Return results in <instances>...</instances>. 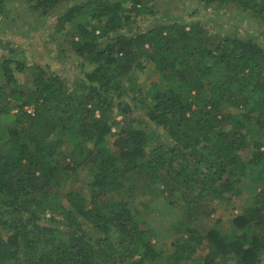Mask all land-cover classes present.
<instances>
[{
	"label": "trees",
	"instance_id": "1",
	"mask_svg": "<svg viewBox=\"0 0 264 264\" xmlns=\"http://www.w3.org/2000/svg\"><path fill=\"white\" fill-rule=\"evenodd\" d=\"M12 1L42 18L66 6L54 29L60 34L70 25L66 46L83 64L68 83L57 66L28 65L9 41L3 46L0 116L17 112L8 146L0 147V264H263L264 43L240 29L241 36H212L182 18L125 34L146 14L147 0H0V39L8 38ZM199 2L264 24V0ZM147 65L158 80L143 93L130 74ZM25 72L29 88L16 82L15 74ZM116 116L128 119L127 127ZM62 147L66 164L58 160ZM85 172L87 197L56 190ZM133 174L161 187L188 219L206 202L240 198L245 180L252 200L227 231L217 219L207 231L188 220L165 256L159 239L145 236L131 194L110 196Z\"/></svg>",
	"mask_w": 264,
	"mask_h": 264
},
{
	"label": "rangeland",
	"instance_id": "2",
	"mask_svg": "<svg viewBox=\"0 0 264 264\" xmlns=\"http://www.w3.org/2000/svg\"><path fill=\"white\" fill-rule=\"evenodd\" d=\"M147 2L146 14L134 18L130 22V29H123L125 34H130L135 30V33L145 31L153 25L165 23L171 18H182L188 22L199 23L206 33L212 36L221 38L241 36L240 32L242 31L264 43V24L257 23L254 17L249 18L247 13H241V10L224 7L221 9L210 7L204 10L199 0H147ZM16 3V1L8 2V6H6L9 9V15L5 21L6 33L4 35L8 38L2 37L0 39V57L8 54L6 50H3V46L9 41L7 48L14 47L16 54H21L26 64L32 65L34 62H40L44 65L51 63L57 66L56 71L62 73L68 83L73 82L77 75L75 69L83 64V61L67 49L65 36L71 27L66 25L64 30L58 32L60 34H57L54 29L57 16L65 10L66 6H59L53 11L52 16L42 18L34 13L28 5L18 6ZM114 35V32H110L108 38L112 39ZM104 44L100 48L105 46ZM91 67V65L86 64L83 70L89 71ZM130 77L136 78V83L144 90L143 93L148 86L158 80V75L153 71L151 65H147L144 71H134L130 74ZM15 78L18 85L25 88L31 86V77L28 72L15 74ZM133 94L135 95L137 92L133 90ZM11 104L13 105V101H11ZM16 112V109H14L9 115L0 116V147L7 148L8 146L7 129L12 126ZM114 119L120 123L121 127H127L128 119H123L122 116H116ZM262 135L261 141L264 143V128ZM64 149L62 147L61 153L64 152ZM66 155L62 153L60 158L58 157L61 164L68 162ZM122 164L123 162L120 161L119 165ZM83 174L85 176L78 178L73 174L71 178L66 179L62 187L56 190L65 193L68 190L76 189L84 197H87L89 191L86 185L90 178L86 172ZM248 184V180H245L240 185V188L244 191L243 195L237 199L233 198L229 205L216 201L206 202L199 205L195 210L197 217L193 216L189 219L182 215L184 213L183 209L170 205L167 194L162 191L161 187L155 185L145 186L142 179L135 178L134 174L129 176L128 181L118 183L110 196H116L115 198L118 200H125L131 194V210L136 213L137 218L144 224L145 236H153L155 239H159V242L156 243L157 249L167 256L173 252V243L183 236L182 225L188 220H191L194 224L197 222L200 225L201 223L202 228L207 231L215 225L217 219L221 230L227 231L230 218L239 213L240 209L252 200L251 192L244 190ZM127 188L133 189L130 191ZM62 204H65V202L63 201ZM78 220L90 237L97 236V232L92 229L87 221L80 217H78ZM114 238L115 236L111 237L112 241L115 240ZM154 238H152V243L156 242ZM262 263L264 264V256L262 257Z\"/></svg>",
	"mask_w": 264,
	"mask_h": 264
},
{
	"label": "built area",
	"instance_id": "3",
	"mask_svg": "<svg viewBox=\"0 0 264 264\" xmlns=\"http://www.w3.org/2000/svg\"><path fill=\"white\" fill-rule=\"evenodd\" d=\"M24 110L28 113L32 115V108L31 107H26L24 108Z\"/></svg>",
	"mask_w": 264,
	"mask_h": 264
}]
</instances>
